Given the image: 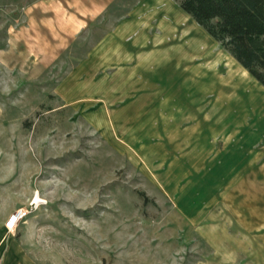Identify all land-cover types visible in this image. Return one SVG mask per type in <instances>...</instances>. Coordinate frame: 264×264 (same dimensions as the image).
<instances>
[{
    "label": "rangeland",
    "instance_id": "obj_1",
    "mask_svg": "<svg viewBox=\"0 0 264 264\" xmlns=\"http://www.w3.org/2000/svg\"><path fill=\"white\" fill-rule=\"evenodd\" d=\"M19 208L23 264H264V87L175 0H0V221Z\"/></svg>",
    "mask_w": 264,
    "mask_h": 264
},
{
    "label": "trees",
    "instance_id": "obj_2",
    "mask_svg": "<svg viewBox=\"0 0 264 264\" xmlns=\"http://www.w3.org/2000/svg\"><path fill=\"white\" fill-rule=\"evenodd\" d=\"M264 87V0H175Z\"/></svg>",
    "mask_w": 264,
    "mask_h": 264
},
{
    "label": "bare ground",
    "instance_id": "obj_3",
    "mask_svg": "<svg viewBox=\"0 0 264 264\" xmlns=\"http://www.w3.org/2000/svg\"><path fill=\"white\" fill-rule=\"evenodd\" d=\"M201 42H200V40L198 39V40H195L194 42H193V44L191 45L192 46V48L194 49V51L191 49H189V47H187V46H185V45H183V46H181L180 47V49H179V51H178V53H177V56L179 57V58H185V57H192V56H194L195 55V53H198V54H200L202 57H204L205 56V54H208V53H212L209 49H208V47H207V49L205 48V47H201ZM191 46H190V48H191ZM193 51V52H192ZM200 53H199V52ZM206 59H208L207 57H204V59L203 60H206ZM220 58H214V60H212L211 61V63L209 64L210 65V68L212 69V67H215L216 66V63L218 62V60H219ZM209 68V69H210ZM236 68H231L229 71H231V73H230V75H235L236 76V73L237 72H234V70H235ZM200 71L201 72H205V73H210L206 68H202V69H198V71H196V73H195V78H197V79H199V77L201 76V78H202V74L200 73ZM239 72V71H238ZM204 73V74H205ZM241 73V72H240ZM203 74V75H204ZM242 74V73H241ZM240 75V74H239ZM234 76V77H235ZM200 78V79H201ZM238 78V77H237ZM232 79H234L233 77H232ZM230 85H233L236 89H235V91L236 92H241L242 94H244V93H246L245 91H244V89H245V85L244 84H237V83H233V84H230ZM227 88H230V87H227ZM237 88H239V89H237ZM42 202V200L40 199V197L38 196L37 197V199L35 200V202H34V204H37V203H41Z\"/></svg>",
    "mask_w": 264,
    "mask_h": 264
},
{
    "label": "crops",
    "instance_id": "obj_4",
    "mask_svg": "<svg viewBox=\"0 0 264 264\" xmlns=\"http://www.w3.org/2000/svg\"><path fill=\"white\" fill-rule=\"evenodd\" d=\"M188 58L189 57H186V60H188ZM183 61L187 63V61L185 60ZM202 155L203 154H201V156ZM10 213L11 210H8L6 213L2 214L0 221V264H23L21 258L18 257V255L15 254V252L13 253V251L16 249L15 247L16 244L12 242V237L5 227L4 218L6 216H9Z\"/></svg>",
    "mask_w": 264,
    "mask_h": 264
},
{
    "label": "built area",
    "instance_id": "obj_5",
    "mask_svg": "<svg viewBox=\"0 0 264 264\" xmlns=\"http://www.w3.org/2000/svg\"><path fill=\"white\" fill-rule=\"evenodd\" d=\"M29 211L24 208L17 209L14 213H12L7 222L5 223V227L9 233L16 230L18 225L26 219Z\"/></svg>",
    "mask_w": 264,
    "mask_h": 264
}]
</instances>
